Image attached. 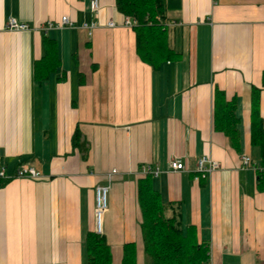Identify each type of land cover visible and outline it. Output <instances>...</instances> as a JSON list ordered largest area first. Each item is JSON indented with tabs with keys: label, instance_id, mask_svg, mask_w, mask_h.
I'll return each mask as SVG.
<instances>
[{
	"label": "crops",
	"instance_id": "obj_1",
	"mask_svg": "<svg viewBox=\"0 0 264 264\" xmlns=\"http://www.w3.org/2000/svg\"><path fill=\"white\" fill-rule=\"evenodd\" d=\"M91 1L0 0V264H87L98 186L109 187L101 233L112 264L128 242L137 264H151L138 201L144 165L160 169L152 184L172 204L167 214L194 228L210 264H264V176L243 162L261 164L251 120L254 88L264 120V0H166L180 55L157 68L138 55L116 0H98L97 11ZM64 15L74 27L41 29ZM10 18L29 28L10 30ZM44 39L59 62L42 77ZM233 100L237 139L215 123L216 105ZM205 155L220 168L195 181ZM171 159L186 169L170 170ZM22 164L41 177H16Z\"/></svg>",
	"mask_w": 264,
	"mask_h": 264
},
{
	"label": "trees",
	"instance_id": "obj_2",
	"mask_svg": "<svg viewBox=\"0 0 264 264\" xmlns=\"http://www.w3.org/2000/svg\"><path fill=\"white\" fill-rule=\"evenodd\" d=\"M117 9L124 15L138 20L133 27L136 32L137 52L140 58L153 66L160 67L163 62L171 61L180 55L173 47L166 23V0H116ZM47 55L43 59L41 74L57 67L59 62L55 55L52 40L44 39ZM54 54V55H52ZM83 82V81H82ZM217 96L223 94L216 91ZM237 103L233 100L216 105V126L229 133L233 139L239 137ZM81 133L76 130L73 141L86 152L80 141ZM251 143L260 151L261 164L257 168L259 179L264 176V120L260 111L259 91L254 88ZM152 175L146 174L138 181V201L141 210V232L144 251L151 264H210L209 246L199 242L194 228L184 232L179 215L175 209L168 215L170 203H164L159 191L152 184ZM8 179L0 178V186ZM87 264H112L113 254L104 234L89 231L85 237ZM121 264H137V246L128 242L123 247Z\"/></svg>",
	"mask_w": 264,
	"mask_h": 264
},
{
	"label": "built area",
	"instance_id": "obj_3",
	"mask_svg": "<svg viewBox=\"0 0 264 264\" xmlns=\"http://www.w3.org/2000/svg\"><path fill=\"white\" fill-rule=\"evenodd\" d=\"M91 8L93 11H97L99 8L98 0L91 1ZM123 24L126 27L133 28L138 24V20L131 16H124ZM116 22L114 20H109L108 26L114 27L116 26ZM75 22L67 15L62 16L59 21L48 20L41 26V29L47 31L51 28H64V27H74ZM97 26L96 22H92L91 24H84L85 28H89L90 33ZM7 27L10 30H27L29 28L28 24L19 22L14 18H10L7 23ZM244 165L250 166L254 169H257L256 163L252 160V158L248 155L243 156ZM220 168V163L217 160H214L210 156H202L197 160L194 180L199 181L202 178H207L213 172ZM169 169L175 171H182L186 169V164L180 159H171L169 161ZM142 171L144 174H151L154 177H157L160 174V169L153 168L151 165L142 166ZM16 177H30V178H40L41 173L33 166L28 164L20 165L15 172ZM8 177L5 173V168L2 167L0 169V178ZM108 192L109 187L107 186H98L96 190V209H95V217H96V232L101 233L102 231V216L104 211L108 206Z\"/></svg>",
	"mask_w": 264,
	"mask_h": 264
}]
</instances>
